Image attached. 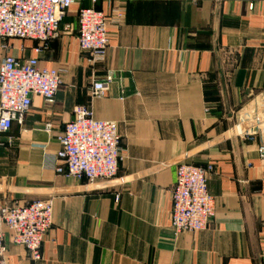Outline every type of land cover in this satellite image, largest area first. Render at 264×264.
<instances>
[{
    "label": "crops",
    "instance_id": "0c3cea01",
    "mask_svg": "<svg viewBox=\"0 0 264 264\" xmlns=\"http://www.w3.org/2000/svg\"><path fill=\"white\" fill-rule=\"evenodd\" d=\"M89 8L108 19L110 46L96 64L77 41ZM61 30L39 55L36 42H0V66L36 57L63 75L52 103L34 97L23 124L0 133L1 200L53 202L43 259L7 234L6 264H264V0H79ZM110 73L108 92L92 98ZM80 106L118 126L112 180L56 172L59 137ZM181 163L214 166L215 217L202 232L171 227Z\"/></svg>",
    "mask_w": 264,
    "mask_h": 264
},
{
    "label": "built area",
    "instance_id": "2783aa9c",
    "mask_svg": "<svg viewBox=\"0 0 264 264\" xmlns=\"http://www.w3.org/2000/svg\"><path fill=\"white\" fill-rule=\"evenodd\" d=\"M95 4L98 0H89ZM79 0H0V42L7 50L10 40L33 41L36 55L61 34L69 10ZM251 8V7H250ZM78 46L93 64L104 61L110 46L108 19L94 8L78 14ZM71 31L66 25L63 32ZM63 75L40 68L36 57L4 58L0 66V133L11 130L13 123L23 124L34 97L52 103L62 84ZM112 73L95 82L91 95L103 98L114 81ZM50 131V127L46 128ZM56 172L67 178L95 184L117 177L122 160V139L114 122L98 121L88 107L74 110V119L64 126L59 137ZM264 162V144L258 149ZM214 166L181 163L171 193V227L176 233L202 232L215 217V198L209 192V176ZM53 226L52 200L24 205H8L0 198V264H6V236L12 245L23 248L34 262L43 259L42 248Z\"/></svg>",
    "mask_w": 264,
    "mask_h": 264
}]
</instances>
